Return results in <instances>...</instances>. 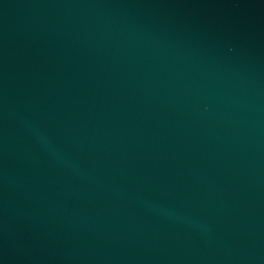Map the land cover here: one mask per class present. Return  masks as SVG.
<instances>
[{
    "label": "water",
    "instance_id": "95a60500",
    "mask_svg": "<svg viewBox=\"0 0 264 264\" xmlns=\"http://www.w3.org/2000/svg\"><path fill=\"white\" fill-rule=\"evenodd\" d=\"M0 264H264V0H0Z\"/></svg>",
    "mask_w": 264,
    "mask_h": 264
}]
</instances>
